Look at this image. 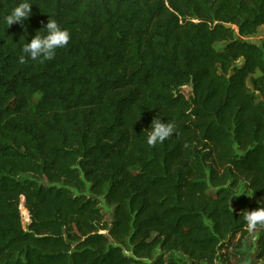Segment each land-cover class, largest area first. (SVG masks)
Instances as JSON below:
<instances>
[{
  "label": "trees",
  "instance_id": "obj_1",
  "mask_svg": "<svg viewBox=\"0 0 264 264\" xmlns=\"http://www.w3.org/2000/svg\"><path fill=\"white\" fill-rule=\"evenodd\" d=\"M32 2L29 41L51 16L72 40L19 63L18 0H0V264H240L251 234L264 260L242 215L264 202V49L247 40L264 0ZM157 115L176 131L152 147Z\"/></svg>",
  "mask_w": 264,
  "mask_h": 264
},
{
  "label": "clouds",
  "instance_id": "obj_2",
  "mask_svg": "<svg viewBox=\"0 0 264 264\" xmlns=\"http://www.w3.org/2000/svg\"><path fill=\"white\" fill-rule=\"evenodd\" d=\"M32 5V0H18V3L3 18V22L8 25V28L15 23L24 27L25 36H22L21 39H26L27 42L22 45L19 56V63L21 64L27 63L29 60L40 63L53 60L58 50L65 48L72 40V33L51 16L48 23L39 29L29 41L25 22L33 15ZM162 117L157 115L151 126L146 129V143L149 146L155 147L157 144H162L175 134V123L168 120L164 121ZM244 194L248 195L247 193L241 195ZM258 203L259 206L256 209L242 212L249 231L254 230L257 226H264V202Z\"/></svg>",
  "mask_w": 264,
  "mask_h": 264
},
{
  "label": "rangeland",
  "instance_id": "obj_3",
  "mask_svg": "<svg viewBox=\"0 0 264 264\" xmlns=\"http://www.w3.org/2000/svg\"><path fill=\"white\" fill-rule=\"evenodd\" d=\"M247 40H249L250 42L262 47L264 49V25L259 29L258 33L252 37V38H248ZM222 44H218L217 47H221ZM184 92L186 95H188L189 93H191V88L190 87H185L184 88ZM41 95L37 94L35 97V101L40 100ZM22 216H23V221L25 226H27L29 224V215L27 213V211L25 210V208L22 207ZM103 212L106 215V220L108 222H111L112 220V208L108 207L107 205L103 204ZM105 234H107L106 232H104ZM255 236L256 234H251L250 236H248L246 238V240L243 243V247L240 249V254H241V258H242V262L240 264H246L247 261L250 259L252 261V264H264V260L259 259L257 257V254H259V250L257 249V245H256V241H255ZM232 252H234V250H231ZM230 251V252H231ZM174 257L176 259H179L180 261H182L183 263L188 264V259L182 254V253H175L172 255H168V257ZM229 263L228 264H238L237 260L234 257H229ZM225 259H222L219 261V264H225L224 262ZM140 264H150V261L144 260L143 262H141Z\"/></svg>",
  "mask_w": 264,
  "mask_h": 264
},
{
  "label": "water",
  "instance_id": "obj_4",
  "mask_svg": "<svg viewBox=\"0 0 264 264\" xmlns=\"http://www.w3.org/2000/svg\"><path fill=\"white\" fill-rule=\"evenodd\" d=\"M246 264H252V261L249 259Z\"/></svg>",
  "mask_w": 264,
  "mask_h": 264
},
{
  "label": "built area",
  "instance_id": "obj_5",
  "mask_svg": "<svg viewBox=\"0 0 264 264\" xmlns=\"http://www.w3.org/2000/svg\"><path fill=\"white\" fill-rule=\"evenodd\" d=\"M255 241H257V238H256V236H255Z\"/></svg>",
  "mask_w": 264,
  "mask_h": 264
}]
</instances>
